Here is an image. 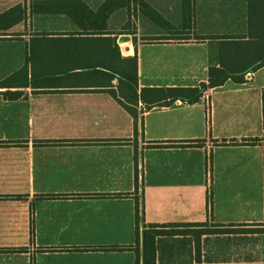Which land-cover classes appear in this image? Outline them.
Masks as SVG:
<instances>
[{"label":"crops","instance_id":"0c3cea01","mask_svg":"<svg viewBox=\"0 0 264 264\" xmlns=\"http://www.w3.org/2000/svg\"><path fill=\"white\" fill-rule=\"evenodd\" d=\"M34 1L0 0V264H143L149 224L264 227V65L192 104L139 101L136 131L105 90L111 59L135 51L138 90L207 82L217 37L246 32V0H174L178 34L149 39L126 29L133 0L84 30ZM155 248L156 264H264V232L203 234L198 263L193 235Z\"/></svg>","mask_w":264,"mask_h":264},{"label":"trees","instance_id":"16d2710c","mask_svg":"<svg viewBox=\"0 0 264 264\" xmlns=\"http://www.w3.org/2000/svg\"><path fill=\"white\" fill-rule=\"evenodd\" d=\"M116 1L105 0L96 13L81 0H37L32 4L36 10L64 12L84 30L97 26L100 12L105 13L102 19L103 27L105 28V20L115 8ZM122 4L120 3L121 6ZM15 9L16 7L12 10ZM19 20H21V17H14L11 19V23ZM217 38L219 39L216 45L217 63L209 66L207 82H200L197 86L144 87L138 90L136 51L133 55L125 58L119 56L118 64L116 60L111 59L109 80L116 78L117 84L113 86V84L109 83L105 90L134 118L135 131L137 130V117L139 114L137 106L139 101L145 104V110L153 106H168L178 100L192 104L198 102L208 88L220 86L227 80L243 83L248 72H254L264 65V0H246V32L244 34L222 35ZM116 49H118L117 46ZM62 71L63 69L59 72ZM36 78L30 77L31 85L36 83ZM23 84L26 86L27 83L24 82ZM5 96L9 99H16L21 96V92L7 91ZM219 142L227 144L235 143V140L227 141L222 139ZM249 142H253V140L250 139ZM198 143H200V140L194 144ZM164 145L175 146L177 144L168 142ZM208 161L210 162V156ZM233 232L259 233L264 232V227L232 228L223 227L219 224L207 227V223L204 222L149 224L143 230L142 235L143 264H156L155 240L157 236L193 235L195 240V260L198 263L200 262L201 236L203 234Z\"/></svg>","mask_w":264,"mask_h":264},{"label":"rangeland","instance_id":"374dc122","mask_svg":"<svg viewBox=\"0 0 264 264\" xmlns=\"http://www.w3.org/2000/svg\"><path fill=\"white\" fill-rule=\"evenodd\" d=\"M150 1L152 3H150ZM150 5H153V8H151ZM177 5L178 3L175 4L174 0H168V3L167 0H163L162 2L147 0L146 5L140 3L139 0H133L129 17L128 12H126V29L130 32H135L137 35L136 37L141 39H149L155 36V27H157V29L161 27L165 29L168 33L166 37L175 36L174 34H178V30L170 26L177 25V23L180 22L178 18L180 8L177 7ZM151 26H153V28H151ZM175 78H177L175 82L178 83L182 80V77Z\"/></svg>","mask_w":264,"mask_h":264},{"label":"built area","instance_id":"2783aa9c","mask_svg":"<svg viewBox=\"0 0 264 264\" xmlns=\"http://www.w3.org/2000/svg\"><path fill=\"white\" fill-rule=\"evenodd\" d=\"M246 76L250 77L251 76V73L248 72L246 74ZM205 107H206V115H207V119L209 118V115H210V105H209V102L207 100V98L205 97Z\"/></svg>","mask_w":264,"mask_h":264},{"label":"water","instance_id":"95a60500","mask_svg":"<svg viewBox=\"0 0 264 264\" xmlns=\"http://www.w3.org/2000/svg\"><path fill=\"white\" fill-rule=\"evenodd\" d=\"M130 39L129 35L127 34H122L118 37V42H125L128 41Z\"/></svg>","mask_w":264,"mask_h":264}]
</instances>
